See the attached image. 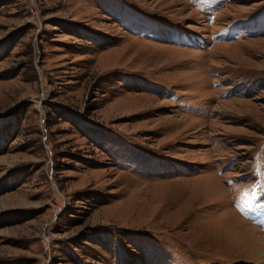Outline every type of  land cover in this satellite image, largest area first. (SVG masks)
<instances>
[{
    "label": "rangeland",
    "instance_id": "374dc122",
    "mask_svg": "<svg viewBox=\"0 0 264 264\" xmlns=\"http://www.w3.org/2000/svg\"><path fill=\"white\" fill-rule=\"evenodd\" d=\"M0 264H264V0H0Z\"/></svg>",
    "mask_w": 264,
    "mask_h": 264
},
{
    "label": "bare ground",
    "instance_id": "6f19581e",
    "mask_svg": "<svg viewBox=\"0 0 264 264\" xmlns=\"http://www.w3.org/2000/svg\"><path fill=\"white\" fill-rule=\"evenodd\" d=\"M243 223H244V224H247L246 221H245V222L243 221ZM251 229H253V230L255 231V233H256V229H255V228H252V227H251ZM252 232H253V231H252ZM253 240H254V238H253V237H252V238L250 237L249 242H252ZM254 242H255V241H254ZM252 244H253V243H252Z\"/></svg>",
    "mask_w": 264,
    "mask_h": 264
}]
</instances>
